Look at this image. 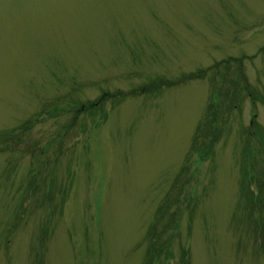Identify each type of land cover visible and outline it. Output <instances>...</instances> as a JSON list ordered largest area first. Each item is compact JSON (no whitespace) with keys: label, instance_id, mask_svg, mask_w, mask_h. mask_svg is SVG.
Instances as JSON below:
<instances>
[{"label":"rangeland","instance_id":"1","mask_svg":"<svg viewBox=\"0 0 264 264\" xmlns=\"http://www.w3.org/2000/svg\"><path fill=\"white\" fill-rule=\"evenodd\" d=\"M0 264H264V0H0Z\"/></svg>","mask_w":264,"mask_h":264},{"label":"trees","instance_id":"2","mask_svg":"<svg viewBox=\"0 0 264 264\" xmlns=\"http://www.w3.org/2000/svg\"><path fill=\"white\" fill-rule=\"evenodd\" d=\"M205 75V72H197L195 74L190 75L187 79H196V78H201Z\"/></svg>","mask_w":264,"mask_h":264}]
</instances>
